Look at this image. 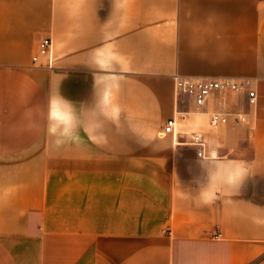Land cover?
<instances>
[{
	"label": "crops",
	"instance_id": "obj_1",
	"mask_svg": "<svg viewBox=\"0 0 264 264\" xmlns=\"http://www.w3.org/2000/svg\"><path fill=\"white\" fill-rule=\"evenodd\" d=\"M0 264H264V0H0Z\"/></svg>",
	"mask_w": 264,
	"mask_h": 264
},
{
	"label": "built area",
	"instance_id": "obj_2",
	"mask_svg": "<svg viewBox=\"0 0 264 264\" xmlns=\"http://www.w3.org/2000/svg\"><path fill=\"white\" fill-rule=\"evenodd\" d=\"M34 64H46L51 66L54 62V41L50 36H44L38 40L37 50L32 56ZM175 87L178 93L190 96L196 106L204 105L209 97L215 93H221L229 90L240 91L247 88L248 80H237L233 78H214V77H195L190 75H174ZM248 101L254 104L257 100L256 92L253 89H247ZM229 112L213 111L210 114V124L218 126L229 120ZM242 117L236 115L235 120ZM176 119L170 117L164 123L163 129L167 133L174 132ZM204 142L203 136L199 132L192 135V143L201 145ZM198 155L203 154L200 148L197 150Z\"/></svg>",
	"mask_w": 264,
	"mask_h": 264
}]
</instances>
